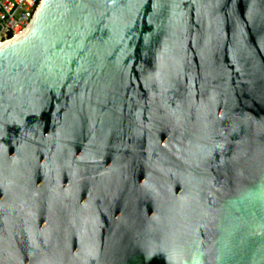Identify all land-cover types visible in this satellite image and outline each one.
I'll use <instances>...</instances> for the list:
<instances>
[{
  "label": "water",
  "instance_id": "water-1",
  "mask_svg": "<svg viewBox=\"0 0 264 264\" xmlns=\"http://www.w3.org/2000/svg\"><path fill=\"white\" fill-rule=\"evenodd\" d=\"M70 128L105 176L38 264H264V0H42L0 45V151Z\"/></svg>",
  "mask_w": 264,
  "mask_h": 264
},
{
  "label": "flooded vegetation",
  "instance_id": "flooded-vegetation-1",
  "mask_svg": "<svg viewBox=\"0 0 264 264\" xmlns=\"http://www.w3.org/2000/svg\"><path fill=\"white\" fill-rule=\"evenodd\" d=\"M67 132L40 138L37 148L0 151V264H38L44 222L52 226L77 193L105 176L106 154L94 159L91 137Z\"/></svg>",
  "mask_w": 264,
  "mask_h": 264
},
{
  "label": "built area",
  "instance_id": "built-area-1",
  "mask_svg": "<svg viewBox=\"0 0 264 264\" xmlns=\"http://www.w3.org/2000/svg\"><path fill=\"white\" fill-rule=\"evenodd\" d=\"M42 0H0V45L21 33Z\"/></svg>",
  "mask_w": 264,
  "mask_h": 264
},
{
  "label": "bare ground",
  "instance_id": "bare-ground-1",
  "mask_svg": "<svg viewBox=\"0 0 264 264\" xmlns=\"http://www.w3.org/2000/svg\"><path fill=\"white\" fill-rule=\"evenodd\" d=\"M6 43V42H5ZM4 44V43H3ZM3 44H1V45H3Z\"/></svg>",
  "mask_w": 264,
  "mask_h": 264
}]
</instances>
